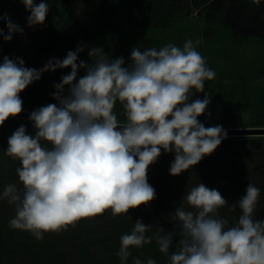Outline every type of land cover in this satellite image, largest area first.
I'll return each mask as SVG.
<instances>
[{
	"label": "clouds",
	"instance_id": "9594fccd",
	"mask_svg": "<svg viewBox=\"0 0 264 264\" xmlns=\"http://www.w3.org/2000/svg\"><path fill=\"white\" fill-rule=\"evenodd\" d=\"M21 2L31 13L28 26H43L48 4ZM6 26L8 34L0 32L5 41L23 32L10 18ZM195 44L189 39L183 49L172 43L160 49L134 47L128 67L123 57L110 61L99 47L88 53L91 64H77V53L84 50L78 46L63 60L50 59L39 70L24 67L22 58L5 56L0 64V125L21 113L19 93L43 72L71 67L61 83L54 85L53 97L59 106L48 104L31 112L35 136L20 126L8 139L4 154L20 162L16 173L22 184V188L5 185L0 192V200L15 207L9 226L42 240L47 232L66 230L81 218L107 209L113 217L127 214L130 208L156 198L147 171L161 149L175 153L169 168L173 176L212 154L227 132L220 125L206 128L197 119L211 102L209 93L202 100L188 102L193 89L204 92L205 81L216 75ZM79 68H85L86 75L74 83ZM65 85L69 86L67 96L63 95ZM117 102L126 117L123 123L114 111ZM259 197L260 189L253 183L231 206L218 190L203 183L188 188L170 217L180 228L175 250L170 252L172 232L158 228L148 236L152 225L138 219L131 232L120 237V264H127L131 248H143L153 239L170 264H264V220L254 216ZM225 207L242 212L232 225L220 214ZM132 264L157 262L133 258Z\"/></svg>",
	"mask_w": 264,
	"mask_h": 264
},
{
	"label": "trees",
	"instance_id": "16d2710c",
	"mask_svg": "<svg viewBox=\"0 0 264 264\" xmlns=\"http://www.w3.org/2000/svg\"><path fill=\"white\" fill-rule=\"evenodd\" d=\"M83 1L99 2L97 12L91 17V28L81 23L73 0H33L35 4L45 2L49 6L44 25L33 27L28 26L31 13L21 0H0V32L8 34L9 18L23 29L22 33H13L11 41L0 36V64L5 56L12 60L22 58L24 67L39 70L50 59L63 60L79 46L84 50L77 53L78 65L81 61L91 64L88 53L91 48L99 47L110 61L123 57L124 67H128L134 47L160 49L172 43L183 49L171 38L184 32L202 36L219 51L227 44L243 49L256 41L264 48V0L259 4L254 0ZM118 23L140 28L142 34L133 36L127 47L113 46L111 41ZM206 62L216 75L205 81L204 92L192 90L189 103L202 100L205 93L211 96L205 113L197 119L206 128L264 127V56L261 60L248 61L240 69L227 68L219 60L206 59ZM70 72L71 67L43 72L39 80L19 93L22 109L34 111L48 104L59 106L53 97L54 85L61 83V77ZM84 75L86 69L79 68L74 83ZM68 94L69 86L65 85L63 95ZM114 111L119 121H126L119 102ZM20 126H25L26 134L35 136L36 129L29 118L10 116L0 125V163H6V167L21 166L18 160L4 154L9 137ZM42 144L51 148L50 144L43 141ZM174 159V152L161 149L156 162L149 165L147 181L155 189L156 198L147 205L130 208L127 214L117 217L107 209L95 217L81 218L66 230L47 232L42 240H37L29 231L9 226V220L15 216L13 206L6 223L0 225V264H120L117 256L120 237L130 233L138 219L152 225L146 233L148 236L154 235L158 228L172 232L170 252L174 251L181 239L180 228L170 217L181 206L187 189L199 183L218 190L229 206L246 194L249 183L255 184L260 189V197L254 216L256 220H264V135H227L212 154L177 176L169 173ZM8 184L11 183L2 181L0 192ZM220 214L232 225L242 212L238 207L235 212L225 207ZM130 251L132 255L127 264H132L133 258L144 262L152 258L157 264H170L169 256L158 250L155 239L143 248Z\"/></svg>",
	"mask_w": 264,
	"mask_h": 264
},
{
	"label": "rangeland",
	"instance_id": "374dc122",
	"mask_svg": "<svg viewBox=\"0 0 264 264\" xmlns=\"http://www.w3.org/2000/svg\"><path fill=\"white\" fill-rule=\"evenodd\" d=\"M73 7L77 12V15L84 26L92 27L91 17L95 15L99 7V2L93 3L83 0H73ZM111 43L116 47H127L130 44L131 38L135 35L142 34L140 28H133L130 25L118 23L116 25V32L114 33ZM191 39L195 44L199 41V44H195L196 50L208 60H219L225 65V67L240 69L243 64L248 61L256 59L261 60L264 56V48L259 41L252 42L245 46L243 49H234L231 46L224 45L222 50L219 51L216 46H212L202 36H197L191 32H184L171 38V41L182 45L185 41ZM232 64V65H230ZM232 66V67H231ZM18 166L6 167V163H0V183L2 181H9L11 184H16L18 188H22V184L16 173ZM14 205H9L5 200H0V225L6 223L7 218L10 216V210Z\"/></svg>",
	"mask_w": 264,
	"mask_h": 264
},
{
	"label": "water",
	"instance_id": "95a60500",
	"mask_svg": "<svg viewBox=\"0 0 264 264\" xmlns=\"http://www.w3.org/2000/svg\"><path fill=\"white\" fill-rule=\"evenodd\" d=\"M32 111L23 110L15 117L29 118ZM224 128V127H223ZM227 135H264V127L257 128H224ZM117 130H121V125H118Z\"/></svg>",
	"mask_w": 264,
	"mask_h": 264
}]
</instances>
